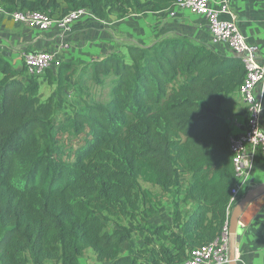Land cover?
I'll list each match as a JSON object with an SVG mask.
<instances>
[{
  "label": "trees",
  "instance_id": "obj_1",
  "mask_svg": "<svg viewBox=\"0 0 264 264\" xmlns=\"http://www.w3.org/2000/svg\"><path fill=\"white\" fill-rule=\"evenodd\" d=\"M176 1L0 0V8L53 18L84 10L103 22L115 10L117 20L143 17ZM75 73L69 61L31 76L0 54V264H80L87 249L100 264H182L219 239L237 181L221 105L243 82L239 58L179 34L125 45L81 65L72 82L79 93L88 74L108 90L107 102L59 121L54 98L40 99L39 80L58 94ZM64 135L82 141L65 147ZM140 181L157 187L159 199ZM163 197L172 202L171 226L148 223ZM111 217L159 238L156 251L132 250L125 227L108 232Z\"/></svg>",
  "mask_w": 264,
  "mask_h": 264
},
{
  "label": "built area",
  "instance_id": "obj_2",
  "mask_svg": "<svg viewBox=\"0 0 264 264\" xmlns=\"http://www.w3.org/2000/svg\"><path fill=\"white\" fill-rule=\"evenodd\" d=\"M169 17L186 13L202 18L211 41L228 49L239 58L245 71L238 93L246 111L243 133L229 138L236 183L231 188L230 210L241 199L240 192L247 184L252 167L258 156L264 157V131L262 130V105L257 89L264 82V64L258 47L244 37L237 24V15L232 0H177L166 12ZM0 15L9 17L16 24L27 25L39 32L56 30L61 36L71 33L73 25L83 17H93L84 10H76L61 18L45 13H6L0 8ZM55 51L23 52L21 58L27 74L41 77L48 70H54L61 63ZM249 161V163H246ZM182 264H229L228 222L219 239L199 248L192 249Z\"/></svg>",
  "mask_w": 264,
  "mask_h": 264
},
{
  "label": "crops",
  "instance_id": "obj_3",
  "mask_svg": "<svg viewBox=\"0 0 264 264\" xmlns=\"http://www.w3.org/2000/svg\"><path fill=\"white\" fill-rule=\"evenodd\" d=\"M232 8L237 15V24L240 31L249 43L258 47L261 62L264 64V0H232ZM145 13L146 17L150 14L153 17L163 19V21L165 19V21H159L158 26L152 27V32L149 35L151 38L139 41L137 44L140 46H148L164 36L179 34L188 36L196 43L205 44L219 54L232 55L225 47L212 43L204 20L198 16L179 13L175 17H169L166 12L150 13L148 10ZM129 16L140 18L137 15ZM129 16L123 19L127 20ZM6 18L0 15V26L7 22ZM136 23H139V21H136ZM82 24L78 22L73 25L69 35L71 36L73 33L71 38L74 37V40L77 38L76 32L83 28L84 25ZM56 32L54 29L48 32H39L27 25H20L11 21L9 22V32L0 35V42L4 43L3 45L0 43V54L9 61L14 69L20 70L19 60L22 61L21 54L23 52H29V49L33 52L51 51V49L57 47L61 39L58 36L59 33ZM12 55H17V58L12 57ZM62 62L69 61L63 60ZM257 95L260 97L262 105V130L264 131V82L257 89ZM221 110L231 137L243 133L246 123V111L238 91L224 97ZM263 183L264 157L258 156L253 164L250 178L240 195L243 197L246 192ZM192 206L193 204L183 205L186 210H189ZM237 233L240 238L235 244V263L264 264V194L252 201L242 213L239 218Z\"/></svg>",
  "mask_w": 264,
  "mask_h": 264
},
{
  "label": "rangeland",
  "instance_id": "obj_4",
  "mask_svg": "<svg viewBox=\"0 0 264 264\" xmlns=\"http://www.w3.org/2000/svg\"><path fill=\"white\" fill-rule=\"evenodd\" d=\"M115 13L116 10L108 20L103 22L98 21L94 17H83L77 21L76 23L81 22L84 26L80 31L76 32L75 35L77 38L75 40L74 37L71 38L73 33L71 36L67 35L64 37L60 34L58 35L61 39L60 43H58L57 47L51 49V51L57 53L56 55L60 62L63 60L74 62L76 73L67 80V83L70 81L71 84H67L58 94L55 90V86H50L45 83L44 80H39V95L42 102L49 97L54 98L56 102L55 118L59 121H63L62 119L64 117L72 115L75 111L82 109L85 104L105 103L108 100V90L95 85L90 80L88 74L82 78V84H80L82 90L79 93L76 91L79 86L76 84L72 85V82H78L81 65L91 60L102 58L110 53H123L125 45H138L137 43L139 41H144L146 38L150 37L149 35L152 32V27L158 26L160 23L159 21H165V19L163 21V19L153 17L150 14H148L147 17H140V20L137 19L138 17L129 15L127 20H117ZM9 19L10 18L7 17V22L0 26V35H5L9 32V22H11ZM136 21H139L140 25L136 23ZM0 43L2 45L4 44L3 42ZM30 51L32 50L29 49V52ZM12 57L17 58V55H12ZM19 63L22 67V61L19 60ZM81 141L82 138H76L73 135H64L60 138L61 144L65 145V147H74ZM140 185L142 188L147 189L155 199H159V189L157 187H153L141 181ZM160 200L161 204L156 208L154 215L148 220V223L152 225L164 224L171 226L172 202L169 197H163L160 198ZM184 210L186 209L183 207V211ZM121 227L127 228L130 232L131 238L128 243L132 250H141L147 253H154L156 251V246L160 239L157 237L152 238L145 233H139L135 230L136 222H132L125 217H111L107 231L111 232ZM138 258L148 259L149 254L139 255ZM79 263L100 264L95 260V255L90 249L85 250L82 257L79 259ZM44 264L55 263L45 262Z\"/></svg>",
  "mask_w": 264,
  "mask_h": 264
},
{
  "label": "water",
  "instance_id": "obj_5",
  "mask_svg": "<svg viewBox=\"0 0 264 264\" xmlns=\"http://www.w3.org/2000/svg\"><path fill=\"white\" fill-rule=\"evenodd\" d=\"M264 194V183L249 190L232 208L228 220V237H229V264L235 263V244L239 241L238 223L239 218L247 206L257 197Z\"/></svg>",
  "mask_w": 264,
  "mask_h": 264
},
{
  "label": "clouds",
  "instance_id": "obj_6",
  "mask_svg": "<svg viewBox=\"0 0 264 264\" xmlns=\"http://www.w3.org/2000/svg\"><path fill=\"white\" fill-rule=\"evenodd\" d=\"M246 163H249V161H247Z\"/></svg>",
  "mask_w": 264,
  "mask_h": 264
}]
</instances>
